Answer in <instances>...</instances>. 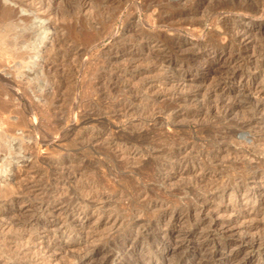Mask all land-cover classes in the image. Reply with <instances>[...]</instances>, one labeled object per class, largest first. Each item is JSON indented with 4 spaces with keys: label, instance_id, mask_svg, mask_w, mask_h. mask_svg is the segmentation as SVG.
Segmentation results:
<instances>
[{
    "label": "bare ground",
    "instance_id": "bare-ground-1",
    "mask_svg": "<svg viewBox=\"0 0 264 264\" xmlns=\"http://www.w3.org/2000/svg\"><path fill=\"white\" fill-rule=\"evenodd\" d=\"M86 1L79 0L75 6L83 8ZM50 2L51 0H0V68L8 67L10 60L20 59L23 66L28 65V75H32L30 78L32 84L40 77L41 71L47 74L53 70L56 64L49 60V55L58 53L59 45L67 39L66 36L59 35L60 29L54 26L55 21L54 23L49 21L48 26L42 21L33 25L34 18L48 19L52 14L54 10L49 6ZM223 2L226 3V0L219 5ZM203 3L204 0H145L142 4L154 10L155 19L168 21L173 18L181 19L199 11ZM228 6L229 10H233V15L218 20L215 34L218 38L214 36L217 40L211 39L200 42V45L196 44L202 50L201 66L211 64L217 67L222 66L221 69L224 72L222 78L214 81V84L213 82L208 84L209 86L202 90L198 89L200 88L198 83L196 86L192 82L183 80L178 85L180 87L170 93L169 102L161 112L166 114L165 118L200 117L207 112H212L217 114V117L226 119L242 111L245 117L238 124L234 123L237 119L234 120L233 124L237 125L235 129L229 131L217 129L209 132L212 146L207 152V157L211 164L223 152L227 155L233 153L237 158L240 150H232L229 145L231 141L237 143L235 130L247 128L253 131L259 128L255 129L257 132H252L248 139V149L253 153L251 157L245 161L235 158L234 161L231 160L227 164L230 173L218 184L210 185V181L207 184L203 181L206 182L205 178H210L209 176H213L214 172L210 173V167H205L204 163L203 166L200 158L190 157L187 153L190 142L182 139L160 144L161 148L157 147L158 152L164 158H162L163 161H159L161 162L159 170L152 176L154 181L164 182L168 178L167 171L170 170L180 177H189L190 181L184 183L185 188H177L178 190L174 191L179 195L178 200L160 197L161 194L157 188L153 189L149 187V184L133 187L129 191V197L126 196L130 217L127 227L125 226L122 232L123 237L120 239L111 237L108 240L104 237L105 240L100 243L94 242L95 236L101 233L100 228H110L118 222L121 224L123 220L121 221L119 211L113 213V209H109V193L90 189L88 186L91 184L84 183L82 185L84 189L80 195L73 197L59 195L51 201L23 204L27 200L11 196L3 198L0 200V240L13 241L17 239L15 235L18 231H27L30 234L23 237V242L17 241L19 244L15 243V247H7L9 250H7V256L0 261V264H40L49 253L62 256L56 264H107L109 261L111 262L109 264H150L151 261H167V264H264V131L262 129L264 128V50H260L264 47L257 49L258 47L255 48L253 44L256 43L255 30L259 28V25L249 17L258 14L253 9L254 6L251 7L244 0H232ZM25 11L31 13L37 11L40 15H31L30 12L25 14L23 13ZM190 22H187L186 28L189 27L193 31L194 25ZM47 27L52 30L49 37L53 42L45 44L41 53L47 56L38 65L34 58L36 52L32 51L35 46L34 41L45 43ZM139 30L140 28L132 30L138 34L133 33L136 37L130 38L128 47L132 48L131 51L129 50L130 53L137 49L144 51L146 55L154 56L152 61L154 65L148 68L150 67L151 70L156 68L154 66L159 67L160 70L184 68L183 72L188 69L186 58L189 55L183 54L186 40L183 41L180 37L169 36V39H166L168 37L163 39V37L146 36L142 34L143 30H140L142 33ZM122 49L128 51L129 48L124 46ZM161 53L167 55H161ZM127 68L129 70V67ZM120 72L125 73L124 70ZM114 74L118 76V73ZM0 79L4 85H2L3 88H9L8 96L10 95L6 100L3 98L0 100V152H3L12 147L11 142L5 138L8 134H14L18 119L9 121L3 116L4 112L10 111L12 94L15 92L12 86L10 88V84L11 81L15 82V79L3 77ZM155 81L151 83L146 81L148 84L146 82V84H140L137 89L131 87L130 95L134 92V95L137 94L140 98L150 97L149 92L155 85L170 82L171 79L165 77ZM200 96L202 97L199 100ZM127 107L132 106L128 104ZM217 120L219 121L218 118ZM241 140L240 142L243 143ZM118 143L116 142L114 149L116 148V151H120L122 155L126 147L123 148L122 143ZM3 158L4 155H0V161ZM11 158L1 162L0 171L3 164L12 162ZM22 186V189H29L25 187L26 185ZM227 194L229 198L241 194L243 202L241 207L236 202L232 203V198H228L231 204L224 206L217 204L219 202L216 201H220L219 198L224 200ZM249 203L250 205L247 206ZM168 204L172 205L170 210L166 207ZM4 205H7L6 208ZM30 206L31 210L27 212ZM256 218L261 219L262 223L244 225L245 221ZM185 223L189 226L187 229L181 231L179 229L176 234L172 231L176 226H182ZM39 224L42 225L38 227ZM40 229L42 233L39 234ZM51 244L60 245V248H51ZM169 246L175 247L172 250L173 253L180 250L175 257L172 256V259L171 257L169 259L167 254ZM135 251L139 253V259H135L136 261L129 257V254Z\"/></svg>",
    "mask_w": 264,
    "mask_h": 264
},
{
    "label": "rangeland",
    "instance_id": "rangeland-1",
    "mask_svg": "<svg viewBox=\"0 0 264 264\" xmlns=\"http://www.w3.org/2000/svg\"><path fill=\"white\" fill-rule=\"evenodd\" d=\"M78 1L51 0L49 6L53 7L54 11L49 18L36 17L33 19V25L42 21L48 26L49 21H55V23L53 22L54 26H58L57 29H60L59 35L67 37L66 41L59 45L58 53L49 55V60L56 64L53 70L47 74H43L41 71L40 77L32 84L30 81L32 75H28V65L23 66L20 59L10 60L8 67L0 68V78H13L17 82L9 83L10 88L12 86L15 92L12 94L10 111L4 112L3 116L7 117L9 121L18 119L14 134H8L5 138L11 142V149L0 152L1 156L4 155L0 164L12 157V162L3 164L0 171V200L11 196L27 200L23 204L51 201L59 195L66 197L80 195L84 189L82 185L84 183L91 184L88 186L90 189L99 190L105 194L109 193V209H113V213L119 211L120 217H122L121 221L124 222L121 224L118 222V226L116 224L110 228H100L102 234L99 233L94 238L95 243H100L106 238L108 240L111 237H119L118 239L123 237L122 232L127 227L130 217L126 196L129 197V191L133 187L149 184V187L157 188L161 194L160 197L179 199V195L174 191L181 187L185 188L183 185L188 180L190 181L189 177H180L173 170L167 171L168 178L164 181L165 183L154 181L152 177L159 170L161 164L159 161H163L164 157L158 150L166 141L176 142V140L183 139L190 142L187 152L190 157L200 158L205 167H210V173L214 172L213 176H209L211 179L206 177L205 181H207H203V183L207 184L210 181V185H215L230 173L227 164L231 160L245 161L251 157L253 153L248 149V139L251 133L257 132L255 129L259 128H255L253 131L247 128L236 129L237 143L231 141L232 143L230 142L229 145L232 150H240V155L238 154V157L235 158V154L227 155L223 152L211 164L207 157V152L212 146L209 132L217 129L224 131L235 129L237 125L233 124L234 120L237 119V122L234 123L238 124L245 117L244 113L240 111L241 113H236L238 116L234 113V115L222 119L217 117V114L208 113L205 109L207 113L200 117L165 118L166 114L161 112L169 102L170 93L180 87L178 85L183 80L188 83L192 82L196 86L199 85L198 89L202 90L222 78L224 74L222 66L217 67L214 64L201 66L202 50L196 44L200 45L207 40L218 38L215 36L218 20L233 15V10H229L228 6L232 0H226V3L223 2L221 5L219 3L225 0H204L199 11L181 19L173 18L168 21L155 19L154 10L143 5L145 0H113L110 2L87 0L83 8L75 6ZM244 1L251 7L254 6L253 9L258 14L260 13L249 16L259 25V28L255 30L256 43L253 44L255 48L260 49L261 46L264 47V0ZM222 4H226L228 7ZM30 14L40 15L37 11H32ZM188 21L193 23V31L189 27L186 28ZM136 28L143 30V33L139 31L146 36L163 37V39H165L164 37H168L166 39L180 37L181 40H186L187 44L183 46V54L189 55L187 56L189 60L186 58L188 69L186 68L185 72H183L184 68L160 70L159 67L154 66L156 68L151 70L150 67L152 68L154 65L152 64L154 63L152 54L153 57L137 49L130 53L132 48L128 47L129 40L138 34L132 31ZM134 32L136 35L133 34ZM39 33L42 35L40 31ZM51 34L52 30L47 27L45 43L34 41L35 46L32 51L36 52L34 58L38 65L47 56L41 53L45 44L53 42L49 37ZM123 45L130 51H123ZM262 49L264 50V48L260 50L262 51ZM161 55L167 54L161 53ZM125 64L128 65L129 70L124 66ZM16 66L17 68H15ZM148 66L150 67L148 68ZM211 66L213 68L210 69ZM197 67L198 69H196ZM119 69L124 70L125 73L122 74ZM114 73H118V76ZM165 77L171 81L155 85L152 92H149L150 97L140 98L135 94L136 97L134 92L132 95L129 93L131 87L137 89L140 84L156 82V79H165ZM2 85L0 82V100L2 98L6 100L10 96H8L9 88H3L4 85ZM128 104H131L132 107H127ZM126 107L127 109H124ZM262 129L264 131V128ZM238 139L239 142L242 139L243 143H239ZM116 142L122 143L123 148L126 147L123 156L120 155V151L114 149ZM202 154L206 155L202 156ZM22 185H26L25 187L31 189V192L29 189H22ZM225 197L224 200L219 198L220 201H216L219 202L217 204L221 206L231 204L228 201L231 198L232 203L236 202L240 207L243 203L241 194L231 196V198L227 194ZM249 205L250 203L247 206ZM6 206L4 205V208ZM171 206L168 204L166 207L170 210ZM30 210L31 206L27 212ZM260 220L258 218L252 221L248 220L244 225L260 224L262 223ZM186 224L178 225L172 231L176 234L179 229L180 231L187 229L189 226ZM41 225L39 224L38 227ZM41 231L42 229L38 233H42ZM29 234L27 231H18L15 235L16 242L13 239V241L5 239L4 242L0 240V261L7 256L9 246L15 247L14 244L17 241L23 242V237ZM59 246L50 245L55 249H59ZM174 248L169 246L167 249L169 259L170 257L172 259V256L175 257L180 251L176 250L175 254L172 251ZM129 257L136 261L135 259H139V253L135 251L129 254ZM61 258L60 254L49 253L40 264H56ZM141 258L140 260H142ZM109 263L111 262H107V264ZM160 263L167 264V261H151L150 264Z\"/></svg>",
    "mask_w": 264,
    "mask_h": 264
}]
</instances>
